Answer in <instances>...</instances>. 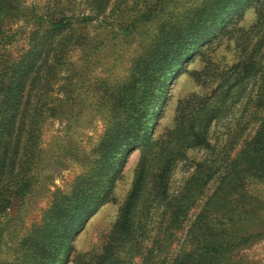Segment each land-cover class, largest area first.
I'll list each match as a JSON object with an SVG mask.
<instances>
[{
  "label": "trees",
  "instance_id": "1",
  "mask_svg": "<svg viewBox=\"0 0 264 264\" xmlns=\"http://www.w3.org/2000/svg\"><path fill=\"white\" fill-rule=\"evenodd\" d=\"M55 1L58 5L63 3ZM81 1L98 14L110 5L115 8L127 2ZM166 1L156 0L152 8L157 11ZM253 2L261 5L264 0H209L185 17L186 21L162 23L160 37L136 60L131 80L111 89L107 97L111 115L86 160L84 171L76 176L68 192L55 193L42 221L33 224L22 239L19 256L12 264H65L73 251L75 234L103 204L114 200L116 181L127 156L139 148L141 154L131 190L120 207L109 245L95 264H120L118 252L124 247L137 249L134 244H140L139 230L144 226L137 221L138 213L147 217L152 207L164 201L168 203L173 165L186 156L188 149L208 144L209 124L226 107L228 90L216 103L204 104L196 112L182 109L176 127L167 133V138L155 137L154 124L165 100L168 81L184 58L212 37L229 17ZM19 12L18 0H0V47L7 46L22 29V26L12 27ZM97 15L84 12L68 15L62 7L37 12L27 50L11 65L3 64L0 71V213L10 208L14 196L22 198L31 190L34 182L31 172L41 150V122L45 111L54 109L50 105L57 99L50 100L49 92L67 62L64 59L69 55L67 47L78 38H72L69 32L76 22H88ZM48 60L51 62L43 72L42 65ZM242 72L245 77L260 73L259 97L264 100V67L249 58L242 64ZM40 81L41 86L36 88ZM32 90L37 93L33 110L29 108ZM216 165L198 164L184 191L168 203L172 235L174 229L182 226L204 187L219 172L220 166ZM225 168L215 190L189 226L172 264H261L237 259L235 253L258 236H264V197L249 188L253 182L264 181V116L254 136ZM8 177L10 185H7Z\"/></svg>",
  "mask_w": 264,
  "mask_h": 264
},
{
  "label": "rangeland",
  "instance_id": "2",
  "mask_svg": "<svg viewBox=\"0 0 264 264\" xmlns=\"http://www.w3.org/2000/svg\"><path fill=\"white\" fill-rule=\"evenodd\" d=\"M62 1L58 5L55 0H18L20 15L14 18L12 27L22 26V29L7 46L0 47V71L5 62L11 65L27 50L37 12L62 7L68 15L98 14L81 0ZM207 1L167 0L156 11L152 8L156 0H127L115 8L110 5L93 20L76 22L69 33L72 38H78L67 47L69 55L64 57L67 62L49 92L50 100L57 99L50 105L54 109L45 111L41 122V150L31 172L34 177L31 190L22 198L14 196L10 208L0 213V264L17 260L22 239L33 224L42 221L55 193L68 192L76 176L84 171L86 160L111 115L107 99L111 89L131 80L136 60L160 37L163 24L186 21L185 17ZM52 54L50 58L54 57ZM249 58L264 67V3L247 4L229 17L212 37L184 58L168 81L165 100L154 124L155 137L167 138V133L176 127L182 109L196 112L204 104L216 103L228 90L225 109L209 124L208 144L188 149L186 156L173 165L168 203L184 191L198 164L216 163L220 169L173 235L168 224L170 209L167 210L165 201L152 207L147 217L138 213L137 221L144 224L139 230L140 244H134L136 250L124 247L118 252L120 264H172L189 226L215 190L225 167L254 136L264 116V100L259 97L260 73L242 76V64ZM50 62L42 65L43 72ZM41 84L38 82L36 88ZM36 94V90L31 91L32 110ZM64 97L70 99L64 101ZM140 154L139 148L129 152L116 181L114 200L103 204L75 234L73 251L65 264H95L105 251L120 207L131 190ZM8 180L10 185L11 178ZM249 188L264 197V181L253 182ZM235 257L264 264V236L242 246Z\"/></svg>",
  "mask_w": 264,
  "mask_h": 264
}]
</instances>
